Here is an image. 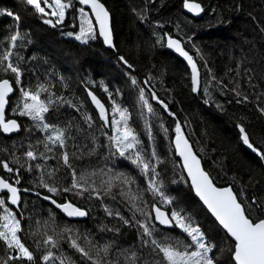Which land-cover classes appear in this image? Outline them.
<instances>
[{
	"label": "snow or ice",
	"instance_id": "obj_1",
	"mask_svg": "<svg viewBox=\"0 0 264 264\" xmlns=\"http://www.w3.org/2000/svg\"><path fill=\"white\" fill-rule=\"evenodd\" d=\"M19 4L0 8L11 20L0 29V143L12 141L0 148V264H264V138L233 114L234 140L261 171L239 187L235 177L221 182L165 87L174 57L194 99L221 113L253 104L264 118L255 70L237 61L227 81L218 78L195 33L174 34L165 30L171 21L151 16L156 0L131 8L150 30L136 59L118 42L105 0ZM182 7L206 12L203 0ZM33 25L69 45L60 58L39 54ZM101 49L107 56L98 59ZM142 50L165 56L158 74L141 78ZM94 208L115 223L98 220Z\"/></svg>",
	"mask_w": 264,
	"mask_h": 264
},
{
	"label": "trees",
	"instance_id": "obj_2",
	"mask_svg": "<svg viewBox=\"0 0 264 264\" xmlns=\"http://www.w3.org/2000/svg\"><path fill=\"white\" fill-rule=\"evenodd\" d=\"M105 2L114 16L118 42L127 41L131 55L136 59V46L139 44L143 49L144 41L150 42L148 26H138L131 12L132 7L142 5V0H105ZM203 3L206 12L197 20L184 14L182 0H156L151 16L154 19L171 21L166 23L165 30H171L174 34L177 30L189 34L195 33L197 44L205 51L209 66L218 78L222 77L227 81L232 75L228 73V69H235L236 62L239 61L242 65L254 69L257 80L264 82V32H261V28L264 27V0H203ZM19 7V0H0V8ZM212 9L216 10L215 13ZM10 23L9 18L0 17V29H5ZM33 27L38 34L36 38L39 40L38 47L43 49L39 54L44 58L58 59L61 49L69 47L64 43H57L59 37L48 38L38 25ZM146 32L149 35H146ZM99 51L98 59L107 56L102 49ZM164 60L165 56L160 55L158 51L142 50L136 60L141 78L149 72L158 74L162 70L161 62ZM182 68L179 59L170 58L165 87L171 89L175 100L180 102L174 107L181 121L186 123L185 131L190 137L194 150L201 154L204 166L217 176L218 180L230 181L235 177L237 187L246 185L249 171L258 176L261 169L257 167L254 156L236 144L234 140L236 130L232 117L235 114L236 117L250 121L252 124L250 131L257 139L264 138V118L260 117L253 104L226 105L227 113L217 111L214 106L203 105L199 99L189 95L188 89L184 86L187 81L183 78ZM157 91L161 97L168 98V94L159 84ZM227 98L230 96L219 97L221 101ZM170 123V120H166V124ZM142 128L141 123L138 130ZM13 139L19 138L13 137ZM3 140L4 138L0 137V141ZM11 143L12 141L0 143V148ZM162 147L166 150L167 143L165 142ZM2 155L3 153H0V156ZM251 191L252 189H249V192ZM93 216L110 225L115 223L106 220L103 212L98 208L93 209ZM87 226L95 228L96 225L90 220ZM124 239L131 241V236L126 235Z\"/></svg>",
	"mask_w": 264,
	"mask_h": 264
},
{
	"label": "water",
	"instance_id": "obj_3",
	"mask_svg": "<svg viewBox=\"0 0 264 264\" xmlns=\"http://www.w3.org/2000/svg\"><path fill=\"white\" fill-rule=\"evenodd\" d=\"M183 12H184V14H186L187 16H189V17H191V18H193V19H195V20L200 19V18L202 17V15H203V14H201V16L196 17V16H193V15L190 14V13H187L186 10H184V9H183Z\"/></svg>",
	"mask_w": 264,
	"mask_h": 264
}]
</instances>
